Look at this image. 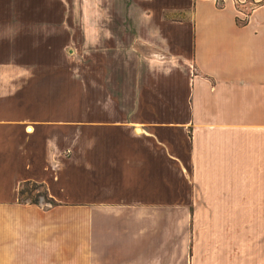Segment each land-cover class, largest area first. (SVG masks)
I'll list each match as a JSON object with an SVG mask.
<instances>
[{
	"label": "crops",
	"instance_id": "crops-1",
	"mask_svg": "<svg viewBox=\"0 0 264 264\" xmlns=\"http://www.w3.org/2000/svg\"><path fill=\"white\" fill-rule=\"evenodd\" d=\"M0 3L103 47L81 98L0 82V264H264V0Z\"/></svg>",
	"mask_w": 264,
	"mask_h": 264
},
{
	"label": "rangeland",
	"instance_id": "rangeland-1",
	"mask_svg": "<svg viewBox=\"0 0 264 264\" xmlns=\"http://www.w3.org/2000/svg\"><path fill=\"white\" fill-rule=\"evenodd\" d=\"M93 8L90 9L91 16L95 10H98L95 6ZM24 12L6 9L0 3V25L6 20L12 22L19 16H26ZM38 12L41 13V11ZM79 14H82L81 19H79L82 21L85 18L86 10H80ZM13 28L18 29L19 27ZM15 32L14 35L0 34V82L3 77L16 81H21L26 77L27 82L41 85L50 77L62 75L66 83L73 87V96L75 98L82 97V67L91 65L94 63L93 61L97 62V58L91 53L103 47L97 46L96 42H82L79 36L76 41L63 43L55 41L56 37L50 33L44 36L37 30L23 34L20 29ZM120 47L128 48L129 44L122 43ZM112 60L114 61V59ZM97 76L96 73L90 75V93L93 97H96L98 90ZM23 188L22 201L51 202L43 186L27 183Z\"/></svg>",
	"mask_w": 264,
	"mask_h": 264
},
{
	"label": "built area",
	"instance_id": "built-area-1",
	"mask_svg": "<svg viewBox=\"0 0 264 264\" xmlns=\"http://www.w3.org/2000/svg\"><path fill=\"white\" fill-rule=\"evenodd\" d=\"M248 2V0H235V4L237 6V9L240 13L245 14V19L242 20H246L248 13L250 12V10H246L244 9V5H246V3ZM257 3L254 4L253 8L255 7Z\"/></svg>",
	"mask_w": 264,
	"mask_h": 264
},
{
	"label": "trees",
	"instance_id": "trees-1",
	"mask_svg": "<svg viewBox=\"0 0 264 264\" xmlns=\"http://www.w3.org/2000/svg\"><path fill=\"white\" fill-rule=\"evenodd\" d=\"M25 185H23V187H24ZM21 188V191H20V194H21V196L24 194V188ZM32 203H35V204H37L38 203V201H36V200H33V201H31Z\"/></svg>",
	"mask_w": 264,
	"mask_h": 264
}]
</instances>
